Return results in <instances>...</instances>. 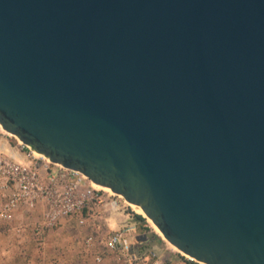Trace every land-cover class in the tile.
I'll use <instances>...</instances> for the list:
<instances>
[{
	"label": "water",
	"instance_id": "obj_1",
	"mask_svg": "<svg viewBox=\"0 0 264 264\" xmlns=\"http://www.w3.org/2000/svg\"><path fill=\"white\" fill-rule=\"evenodd\" d=\"M0 127L195 261L264 264V0H0Z\"/></svg>",
	"mask_w": 264,
	"mask_h": 264
},
{
	"label": "built area",
	"instance_id": "obj_2",
	"mask_svg": "<svg viewBox=\"0 0 264 264\" xmlns=\"http://www.w3.org/2000/svg\"><path fill=\"white\" fill-rule=\"evenodd\" d=\"M4 134L10 135L0 128V138ZM13 137L15 144L11 148L20 157L0 152V237L6 232L20 236L30 230L42 247L49 229L63 220H72L81 227L92 225L79 241V248L81 252L93 250L98 226L88 222L97 220L108 198L122 199L123 203L119 202L122 209L126 208V201L94 186L81 172L52 162L43 153ZM18 210L24 211L27 218L33 212H39V217L13 223V215ZM134 216L131 212L124 214L120 226L106 235L103 248L93 254L96 263L102 261L105 252H115L123 264H165L155 248L145 246V242L132 241L136 231ZM183 258L186 264H204L186 255Z\"/></svg>",
	"mask_w": 264,
	"mask_h": 264
},
{
	"label": "crops",
	"instance_id": "obj_3",
	"mask_svg": "<svg viewBox=\"0 0 264 264\" xmlns=\"http://www.w3.org/2000/svg\"><path fill=\"white\" fill-rule=\"evenodd\" d=\"M0 141L8 144L10 150H14L8 141H3L1 138ZM17 155L20 157L18 153ZM112 205L108 201L105 204L103 213L97 217V220L88 222L97 223L101 218L104 225L101 228L97 224V243L93 250L81 252L79 240L68 241L64 234L65 230H67V224L73 222L77 228V231H75L76 239L78 238L77 236H80L82 239L84 234H86L85 229L88 228L90 230L92 225L88 224L81 227L72 220H63L48 230L45 243L42 247L38 245L30 230L20 236H12L9 232L3 233L0 237V264H123L115 252H105L102 255L103 259L100 263H96L93 257L96 250L103 248L102 245L106 235L112 230L117 229L124 220V215L116 212L117 210L114 214L111 213ZM27 216L24 211L18 210L13 215V223H19L29 219L35 220L39 217V212H33L28 218ZM105 227H108V232L105 231ZM9 237L16 239H9ZM132 241L134 243L137 241L143 243L152 242L156 246L159 245L157 239L149 235L148 231L140 233L134 232Z\"/></svg>",
	"mask_w": 264,
	"mask_h": 264
},
{
	"label": "rangeland",
	"instance_id": "obj_4",
	"mask_svg": "<svg viewBox=\"0 0 264 264\" xmlns=\"http://www.w3.org/2000/svg\"><path fill=\"white\" fill-rule=\"evenodd\" d=\"M3 141H8L9 144H11L12 146L15 144V139L13 136L11 135H6L4 134V136L2 135V138H1ZM0 152H3L5 154H8L14 158H18V155H17V151L14 149V150H10L9 149V145L8 144H4L0 141ZM108 192V191H107ZM110 193V192H109ZM111 194V193H110ZM109 202H111L113 205L112 207V214H114V212H119L121 213V215L123 214H126V213H133V214H138L137 212H135L134 209H132V207H130L128 204L126 206V208L122 209L120 208V205H119V202L120 203H123L122 202V199L118 198V197H110L107 199ZM120 200V201H119ZM103 213V210L100 211V215ZM105 214V213H104ZM99 215V216H100ZM142 216V215H141ZM144 217V216H143ZM145 218V217H144ZM146 220V218H145ZM147 221V220H146ZM147 223L149 224V222L147 221ZM96 224H99L102 227H104L103 223H102V219L100 218ZM150 226V224H149ZM151 228V227H150ZM153 228V227H152ZM150 229L148 232H149V235H153V234H156V236H159L160 238V242H159V245L156 246L154 245L155 249L160 253L161 255V258L162 260L165 262V264H186L183 256L184 254L180 253L179 251L173 249L169 244L168 242L163 239L162 237H160V235H157L158 233L154 230V229ZM86 232L89 231L88 228L85 229ZM84 230V231H85ZM77 231V228L75 226V224L73 222L71 223H68L67 224V230H65V236L67 237V240L68 241H76V240H81V237L80 236H77L78 238L76 239V232ZM105 231L108 232V227L106 228L105 227ZM85 232V233H86ZM137 233H140V232H143V231H140L138 230V224H136V231ZM85 235V234H84ZM9 239H16V238H12V237H9ZM191 264H197V263H191Z\"/></svg>",
	"mask_w": 264,
	"mask_h": 264
},
{
	"label": "bare ground",
	"instance_id": "obj_5",
	"mask_svg": "<svg viewBox=\"0 0 264 264\" xmlns=\"http://www.w3.org/2000/svg\"><path fill=\"white\" fill-rule=\"evenodd\" d=\"M0 128H1V127H0ZM3 131H4V130H3ZM4 132H5V131H4ZM11 136H12V135H11ZM93 184H94V186H96V187H98V188H100V189H102V190H104V191H108V192H110L111 194H115L114 192L111 191V189H110L109 187L102 186V185H99V184H96V183H93ZM126 203H127L130 207H132V209H134L135 212H137L138 214L144 216V217L146 218V220L149 222V224L153 227V229L158 233V235H160V237H162V235H161L159 229L156 227V225L153 224V222H152L148 217L145 216L144 212L142 211V209H141L139 206H136V205L131 204V203H129V202H126ZM168 244H169V243H168ZM169 245H170L173 249L179 251L177 248H175V247L172 246L171 244H169ZM179 252H180V251H179ZM180 253H182V252H180ZM182 254H183V253H182ZM184 255H185V254H184ZM186 256H187V255H186Z\"/></svg>",
	"mask_w": 264,
	"mask_h": 264
},
{
	"label": "trees",
	"instance_id": "obj_6",
	"mask_svg": "<svg viewBox=\"0 0 264 264\" xmlns=\"http://www.w3.org/2000/svg\"><path fill=\"white\" fill-rule=\"evenodd\" d=\"M134 221L136 222V224H138V230L140 231H149L152 226L147 223V221L145 220V218L143 216H141L140 214H135L134 216ZM151 227V228H150ZM153 229V228H152ZM158 235V234H157ZM154 239H157V242H160V238L159 236H156V234L151 235ZM161 243V242H160ZM145 246L148 247H154V244L152 242L146 243ZM182 264V263H181ZM191 264V263H190Z\"/></svg>",
	"mask_w": 264,
	"mask_h": 264
}]
</instances>
